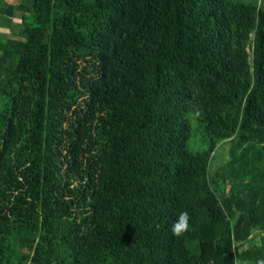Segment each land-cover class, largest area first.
<instances>
[{"label": "trees", "instance_id": "16d2710c", "mask_svg": "<svg viewBox=\"0 0 264 264\" xmlns=\"http://www.w3.org/2000/svg\"><path fill=\"white\" fill-rule=\"evenodd\" d=\"M12 17L0 264L264 259V0H22Z\"/></svg>", "mask_w": 264, "mask_h": 264}, {"label": "rangeland", "instance_id": "374dc122", "mask_svg": "<svg viewBox=\"0 0 264 264\" xmlns=\"http://www.w3.org/2000/svg\"><path fill=\"white\" fill-rule=\"evenodd\" d=\"M235 1H241V2H245V3H256L258 2V0H235ZM260 3H261V0H259ZM15 27L17 28H20L22 26V23L21 21L18 19L17 21H15ZM2 100V97H0V101ZM226 143H223L221 144V146H219V149L220 151L218 152V156L215 158V161L213 162V166H212V169H211V173L215 172V170L225 164L227 161H228V152H227V149H226ZM222 147V149H221ZM211 178L214 177L213 174H211ZM231 188V184L230 183H227V186H226V193L228 194L229 193V190ZM244 242L243 241H236L235 242V246H238L239 247V251H242L244 249L246 250H249L251 248H253L255 245H257V247H260V244H261V239H260V234L259 232H255L254 234H252L250 236L249 239H247V242ZM21 259V255H18L15 257V260L16 262H18L19 260Z\"/></svg>", "mask_w": 264, "mask_h": 264}, {"label": "crops", "instance_id": "0c3cea01", "mask_svg": "<svg viewBox=\"0 0 264 264\" xmlns=\"http://www.w3.org/2000/svg\"><path fill=\"white\" fill-rule=\"evenodd\" d=\"M21 1L22 0H0V44L6 43L12 30L18 29L15 27V21L18 19L13 18L12 13L14 7L19 5Z\"/></svg>", "mask_w": 264, "mask_h": 264}, {"label": "clouds", "instance_id": "9594fccd", "mask_svg": "<svg viewBox=\"0 0 264 264\" xmlns=\"http://www.w3.org/2000/svg\"><path fill=\"white\" fill-rule=\"evenodd\" d=\"M191 219L192 217L187 210L181 211L177 218L172 222V234L176 237H181L186 234L190 228ZM237 264H240V262L237 261ZM256 264H264V259L258 260Z\"/></svg>", "mask_w": 264, "mask_h": 264}]
</instances>
